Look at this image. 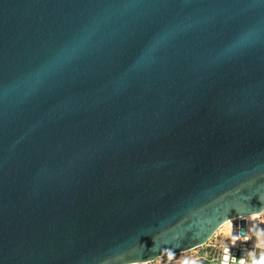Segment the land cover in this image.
<instances>
[{
    "label": "water",
    "instance_id": "95a60500",
    "mask_svg": "<svg viewBox=\"0 0 264 264\" xmlns=\"http://www.w3.org/2000/svg\"><path fill=\"white\" fill-rule=\"evenodd\" d=\"M264 212V0H0V264H150Z\"/></svg>",
    "mask_w": 264,
    "mask_h": 264
},
{
    "label": "rangeland",
    "instance_id": "374dc122",
    "mask_svg": "<svg viewBox=\"0 0 264 264\" xmlns=\"http://www.w3.org/2000/svg\"><path fill=\"white\" fill-rule=\"evenodd\" d=\"M230 230L231 227L228 223L217 231L215 237L203 247L176 256L160 258L151 264H219L225 259L226 254L232 253V243L235 240L231 238ZM245 246L248 251L251 250V260L257 254L260 258L258 264H264V212L249 220ZM249 264L257 263L253 261Z\"/></svg>",
    "mask_w": 264,
    "mask_h": 264
},
{
    "label": "built area",
    "instance_id": "2783aa9c",
    "mask_svg": "<svg viewBox=\"0 0 264 264\" xmlns=\"http://www.w3.org/2000/svg\"><path fill=\"white\" fill-rule=\"evenodd\" d=\"M231 227V226H230ZM231 231V230H230ZM248 235V226H246V236H234L236 239L231 238L235 240V243L237 247H232V253H228L225 255V259H223L219 264H238V263H245V258L248 255V249L245 246V241L247 240ZM215 237V235H214ZM239 241V242H238ZM233 246V243H232ZM151 264V263H150Z\"/></svg>",
    "mask_w": 264,
    "mask_h": 264
},
{
    "label": "trees",
    "instance_id": "16d2710c",
    "mask_svg": "<svg viewBox=\"0 0 264 264\" xmlns=\"http://www.w3.org/2000/svg\"><path fill=\"white\" fill-rule=\"evenodd\" d=\"M253 261H255V263L258 264L260 262V258H259V255L256 254L255 257L253 258V260H251V250H250L247 264H249L250 262H253Z\"/></svg>",
    "mask_w": 264,
    "mask_h": 264
},
{
    "label": "bare ground",
    "instance_id": "6f19581e",
    "mask_svg": "<svg viewBox=\"0 0 264 264\" xmlns=\"http://www.w3.org/2000/svg\"><path fill=\"white\" fill-rule=\"evenodd\" d=\"M253 217H256V216H253ZM253 217H245V220L247 221V226H248V227H249V220H250L251 218H253ZM227 224H228V223H227ZM227 224H225V225H227ZM225 225H224V226H225ZM221 228H222V227H221ZM221 228H220V229H221ZM220 229H219V230H220ZM219 230H218V231H219ZM216 233H217V232H216ZM216 233H215V234H216ZM232 238L236 239V237H234V236H232ZM234 239H233V240H234ZM233 247H235V248L237 247V245H236L235 242H233Z\"/></svg>",
    "mask_w": 264,
    "mask_h": 264
},
{
    "label": "clouds",
    "instance_id": "9594fccd",
    "mask_svg": "<svg viewBox=\"0 0 264 264\" xmlns=\"http://www.w3.org/2000/svg\"><path fill=\"white\" fill-rule=\"evenodd\" d=\"M248 257H249V252H248L247 257L245 258V263H246V264H247V262H248ZM238 264H244V263H238Z\"/></svg>",
    "mask_w": 264,
    "mask_h": 264
}]
</instances>
